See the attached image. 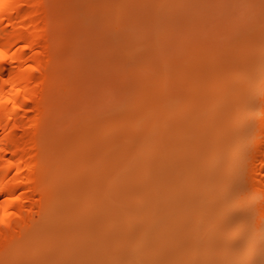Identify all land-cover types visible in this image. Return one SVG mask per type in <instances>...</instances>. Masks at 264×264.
Returning <instances> with one entry per match:
<instances>
[{"label":"rangeland","instance_id":"obj_1","mask_svg":"<svg viewBox=\"0 0 264 264\" xmlns=\"http://www.w3.org/2000/svg\"><path fill=\"white\" fill-rule=\"evenodd\" d=\"M47 10L41 138L54 148L72 146L80 159L112 143L105 149L110 170L131 160L139 165L126 166L125 179L121 174L113 182V200L128 205L133 231L107 239L112 259L103 258L88 234L70 256L64 251L63 258L57 256L59 264H147L142 252L150 236L160 252L153 264H264L263 227H243L238 247L222 242L238 220L218 230L220 220L239 216L250 224L257 218L254 203L248 208L256 191L248 172L239 179L235 169L229 179L228 170L240 163L236 132L243 150L261 138L248 123L263 113L257 98L264 90V0H47ZM161 100L166 108L155 120L165 135L159 142L168 164L161 183L166 203L154 227L142 234L137 228L144 214H131L130 204L143 184L136 172L156 157L155 151L134 153L145 146L138 133L144 127L135 118L145 104ZM240 117L248 128L237 127ZM131 126L137 132L127 129ZM218 140L226 143L228 155L211 168ZM123 143L126 149L119 152ZM208 177L216 179L211 184ZM78 225L63 221V248ZM100 227L95 223L91 230ZM58 250L57 245L47 252Z\"/></svg>","mask_w":264,"mask_h":264},{"label":"bare ground","instance_id":"obj_2","mask_svg":"<svg viewBox=\"0 0 264 264\" xmlns=\"http://www.w3.org/2000/svg\"><path fill=\"white\" fill-rule=\"evenodd\" d=\"M47 11V0H0V264H13L17 259L28 260L22 264H59L57 256L61 254L63 258V251L70 256L83 239L90 237L88 234H91L96 250L99 248L103 252V258L111 260V255L106 253L111 240L107 239L114 234L123 239V236L133 231L129 227L130 219L126 211L128 205L121 198L113 200L112 193L114 180L122 177L121 174V179H125L123 169L139 165L131 160L110 170L106 150L112 147V143H107L94 156L80 159L71 152L72 146L54 148L41 138L39 127L44 113L43 87L48 50ZM260 71L264 74V67ZM250 83L251 79L244 80L240 88H246ZM262 86L264 87V80ZM262 91L259 97L256 95L257 91L253 93V99L258 97L262 115H255L251 123H248L249 128L240 117L237 126L239 129L247 127L248 130L257 127V137L261 138L250 142L253 146L243 150L239 146L240 132H236L235 158L240 159V163L228 170L229 179L235 169L239 179H243L248 172L249 184L256 190L254 196L252 194L248 199V208L254 203L257 218L250 224L243 222L239 216L231 217L229 221L220 220V232L226 230L230 221L240 222L233 234L222 241L225 247L240 245L243 227L245 231H253L257 226L264 228V217H261L264 215H257L264 210V90ZM223 94L226 95L224 92ZM222 95L220 99L224 97ZM143 107V112L135 119L139 118V125L144 127L138 133L145 146H140L134 153L155 151L152 154L156 160L151 165L141 166L136 172L143 184L133 195V203L130 204L132 209L129 212L134 214L133 212L142 211L144 214L137 228L142 234L154 227L164 211L166 199L161 183L168 175L166 152L159 142L165 135L160 127L162 124H157L155 120V115L165 111L166 107L162 100L147 103ZM256 107L258 106L255 105ZM235 115L236 113L233 114V119L229 117L230 125H233ZM127 129L135 131L134 126ZM215 137L219 139L218 135ZM126 145L120 144L119 152L125 150ZM146 145L155 148L145 149ZM214 145L217 146L212 147L208 160L211 168L216 167L219 162L222 164L228 155L226 143L218 140ZM215 179L208 177L207 182L212 184ZM241 197L240 194L236 195V199ZM65 220L80 226L69 230L73 235L65 240L63 248ZM95 223H101L103 227L91 230ZM80 230L84 232L80 233ZM90 231L92 233H88ZM152 244L150 236L148 247L142 252V259L147 264H153L160 253ZM57 245L59 250L48 254L47 251ZM246 254H249L248 250Z\"/></svg>","mask_w":264,"mask_h":264}]
</instances>
